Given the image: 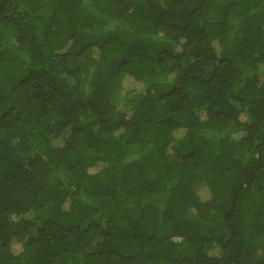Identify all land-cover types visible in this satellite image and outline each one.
Instances as JSON below:
<instances>
[{"label":"trees","instance_id":"1","mask_svg":"<svg viewBox=\"0 0 264 264\" xmlns=\"http://www.w3.org/2000/svg\"><path fill=\"white\" fill-rule=\"evenodd\" d=\"M0 264H264V0H0Z\"/></svg>","mask_w":264,"mask_h":264}]
</instances>
